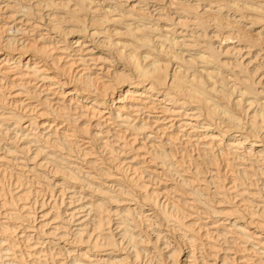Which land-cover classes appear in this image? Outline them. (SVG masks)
<instances>
[{"label":"bare ground","instance_id":"bare-ground-1","mask_svg":"<svg viewBox=\"0 0 264 264\" xmlns=\"http://www.w3.org/2000/svg\"><path fill=\"white\" fill-rule=\"evenodd\" d=\"M0 264H264V0H0Z\"/></svg>","mask_w":264,"mask_h":264}]
</instances>
